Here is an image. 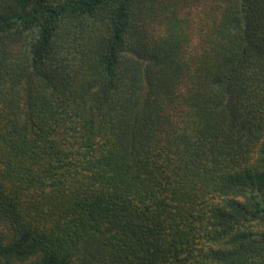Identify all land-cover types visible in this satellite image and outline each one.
I'll return each mask as SVG.
<instances>
[{
  "label": "trees",
  "instance_id": "16d2710c",
  "mask_svg": "<svg viewBox=\"0 0 264 264\" xmlns=\"http://www.w3.org/2000/svg\"><path fill=\"white\" fill-rule=\"evenodd\" d=\"M0 264H264V0H0Z\"/></svg>",
  "mask_w": 264,
  "mask_h": 264
}]
</instances>
